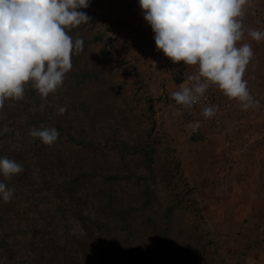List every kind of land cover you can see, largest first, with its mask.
Here are the masks:
<instances>
[{
  "label": "rangeland",
  "instance_id": "1",
  "mask_svg": "<svg viewBox=\"0 0 264 264\" xmlns=\"http://www.w3.org/2000/svg\"><path fill=\"white\" fill-rule=\"evenodd\" d=\"M80 10L62 84L42 96L30 80L0 106V158L22 166L0 175L14 188L0 264H264V111L241 126L247 108L221 90L240 104L223 128L191 122L172 98L183 61L156 47L138 0ZM44 128L51 145L30 135Z\"/></svg>",
  "mask_w": 264,
  "mask_h": 264
},
{
  "label": "clouds",
  "instance_id": "2",
  "mask_svg": "<svg viewBox=\"0 0 264 264\" xmlns=\"http://www.w3.org/2000/svg\"><path fill=\"white\" fill-rule=\"evenodd\" d=\"M138 2L156 47L174 63L198 65V73L189 77L192 85L172 93L178 104L191 107L209 82L229 98L238 99L244 108L254 103L242 79L253 52L248 44L235 46L243 36L237 18L242 16L246 0ZM88 6L89 0H0V106L7 98L21 99L23 85L30 80L42 96L62 84L72 67L73 50L83 47V41L73 42L65 29L86 23L89 17L80 9ZM249 35L257 41L264 38L257 30H250ZM214 114L212 106L203 111L206 118ZM30 135L51 145L59 133L55 128H44L33 129ZM21 171L19 163L0 158V175L5 179ZM13 193L14 188L0 181L4 201Z\"/></svg>",
  "mask_w": 264,
  "mask_h": 264
},
{
  "label": "crops",
  "instance_id": "3",
  "mask_svg": "<svg viewBox=\"0 0 264 264\" xmlns=\"http://www.w3.org/2000/svg\"><path fill=\"white\" fill-rule=\"evenodd\" d=\"M242 12V16L238 17L237 19L241 23V31L243 32V36L241 40L236 42L235 46L237 48L243 46L244 44L251 46L253 56L246 66L247 73L249 71L250 73H248L245 78L247 82V90L254 103H252L251 106L247 108V112H249L247 115L250 120L248 123L242 124L241 126L248 125L249 127L255 129L257 126L256 122L259 121L257 118V113L259 111H264V78L260 76V72L258 71L261 68L260 64H262V66L264 65V38L257 41L249 35V31L257 30L264 33V0H246ZM260 81H263L261 83L262 92L260 89ZM261 97L263 98L261 99ZM233 99L235 98H232V100ZM232 103L236 106H240V104H236V102ZM254 138L255 135H253L251 141H254Z\"/></svg>",
  "mask_w": 264,
  "mask_h": 264
},
{
  "label": "built area",
  "instance_id": "4",
  "mask_svg": "<svg viewBox=\"0 0 264 264\" xmlns=\"http://www.w3.org/2000/svg\"><path fill=\"white\" fill-rule=\"evenodd\" d=\"M183 79L180 83L181 86H191L193 81L189 79L190 76H194L198 73V65H187L183 62ZM214 107L215 114L206 118L203 116L205 108ZM236 105L233 103L224 104L222 102L221 89L215 84L209 82L204 94L201 95L191 107L182 105V112L186 119L191 122L197 123L201 126L220 131L227 121V112L232 111Z\"/></svg>",
  "mask_w": 264,
  "mask_h": 264
},
{
  "label": "trees",
  "instance_id": "5",
  "mask_svg": "<svg viewBox=\"0 0 264 264\" xmlns=\"http://www.w3.org/2000/svg\"><path fill=\"white\" fill-rule=\"evenodd\" d=\"M183 79V76H182V78H181V80Z\"/></svg>",
  "mask_w": 264,
  "mask_h": 264
}]
</instances>
